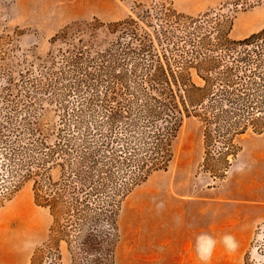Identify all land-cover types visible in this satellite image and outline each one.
Masks as SVG:
<instances>
[{
    "label": "trees",
    "instance_id": "trees-1",
    "mask_svg": "<svg viewBox=\"0 0 264 264\" xmlns=\"http://www.w3.org/2000/svg\"><path fill=\"white\" fill-rule=\"evenodd\" d=\"M232 24L154 0L65 24L44 56L0 47V206L31 182L52 216L27 264H113L122 201L168 167L185 118L203 127L202 164L221 163L213 176L238 136L264 131V26L236 39Z\"/></svg>",
    "mask_w": 264,
    "mask_h": 264
},
{
    "label": "rangeland",
    "instance_id": "rangeland-1",
    "mask_svg": "<svg viewBox=\"0 0 264 264\" xmlns=\"http://www.w3.org/2000/svg\"><path fill=\"white\" fill-rule=\"evenodd\" d=\"M152 1L117 0L104 5L96 0H0V47L16 45L28 57L44 56L59 43L53 44L51 37L65 24L93 17L104 22L121 19L132 13L136 3ZM155 1L172 4L177 10L188 13L220 9L233 17L229 35L236 39L264 26V0ZM116 16L120 17L112 19ZM99 33L101 37L104 35ZM41 118L51 123L56 116L48 108ZM202 130L198 119L185 118L172 140L173 155L168 167L152 172L122 201L118 220L119 241L113 264H143L137 253L139 243L167 231L165 226H174L178 221H186L194 235L208 230L210 236L219 237V242L220 234L231 235L237 246L234 252L228 251V255L239 252L242 253L243 264H264V202L261 208L245 201H227L223 217L211 213L202 216L199 211L204 204L202 192L216 186L228 174L234 161H247L253 152L264 151V132L254 133L249 129L238 136L236 142L240 149L236 156L232 158L229 155L231 163L227 169L213 176L206 169H217L221 163L207 159L202 164ZM182 206H186L185 210ZM202 220H208V229L197 227ZM221 220L224 221L222 228H212L211 223ZM51 222L48 209L35 204L31 182H26L0 206V264L29 263L36 247L48 239ZM60 250L62 260L68 262L65 243H61ZM225 264L236 263L225 260Z\"/></svg>",
    "mask_w": 264,
    "mask_h": 264
},
{
    "label": "crops",
    "instance_id": "crops-1",
    "mask_svg": "<svg viewBox=\"0 0 264 264\" xmlns=\"http://www.w3.org/2000/svg\"><path fill=\"white\" fill-rule=\"evenodd\" d=\"M96 1L104 5H111L117 0ZM92 15L98 16L96 13ZM119 17L116 16L112 19ZM237 165L243 167L244 170L242 173L233 171ZM211 188L202 192L204 204L199 210L202 216L211 213L223 217L227 201H245L254 207L263 206L264 151L253 152L247 161L239 163H235L234 161L230 165L228 174L216 186ZM185 208L182 206V209L185 210ZM197 224H199L197 226L199 228L208 229L210 226L208 220H202ZM211 226L216 229L222 228L224 221L221 220L215 224L211 223ZM165 227L168 228L167 231L159 232V235H154L147 238L146 241L144 240V242L139 243L137 253L141 256L143 264H201L197 259L194 248L195 237L201 233H207L209 235V231L201 230L194 235V232L190 229L191 226L186 221H178L174 226L169 225ZM222 237V234H220V238ZM218 238H214L217 241V245L212 254L210 264H225V260H231V262L236 264H243L242 253L237 252L235 255H228L229 252L218 241Z\"/></svg>",
    "mask_w": 264,
    "mask_h": 264
},
{
    "label": "clouds",
    "instance_id": "clouds-1",
    "mask_svg": "<svg viewBox=\"0 0 264 264\" xmlns=\"http://www.w3.org/2000/svg\"><path fill=\"white\" fill-rule=\"evenodd\" d=\"M243 170V167L239 165L235 166L233 169V171L237 173H242ZM220 243H222L229 252H234L237 246L235 238L231 235L223 236ZM216 245L217 241L207 233H201L195 237L194 248L197 259L201 264H210Z\"/></svg>",
    "mask_w": 264,
    "mask_h": 264
}]
</instances>
